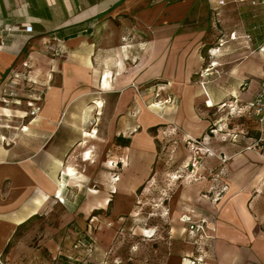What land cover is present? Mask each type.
Returning <instances> with one entry per match:
<instances>
[{
    "label": "crops",
    "instance_id": "obj_1",
    "mask_svg": "<svg viewBox=\"0 0 264 264\" xmlns=\"http://www.w3.org/2000/svg\"><path fill=\"white\" fill-rule=\"evenodd\" d=\"M219 1L0 0V114L11 116L3 103L13 82L47 87L32 98L37 112L31 114L27 104L19 125L0 126V264H61L50 261L61 254L77 264V248L92 246L87 240L61 243L55 236L31 245L25 238L32 220L50 213V207L45 210L49 199L62 202L63 176L76 173L63 163L71 128L59 120L68 102L110 104L106 116L119 140L116 167L107 178L112 188L107 186L106 195L103 185L87 189L83 204L65 214L69 219L103 212L114 198L124 203L115 201L110 215L124 214L131 193L151 176L157 160L173 154L177 166L185 168L191 152L186 137L199 138L213 154L204 155L205 178L188 180L170 206L173 240L160 264H180L184 253L198 254L197 246L203 264H264V120L236 112L254 100L264 78V53L258 50L264 47V0ZM232 31L238 39L223 46L227 59L214 62V73L205 75L208 49ZM246 34L254 52L246 47ZM54 37L62 42L60 58L43 50ZM161 98L168 102L165 116L158 114ZM90 109H82L83 120ZM78 130L83 138H95L94 128ZM254 143V149L246 148ZM81 159L90 160L91 152L85 150ZM210 170L219 177L208 175ZM224 185L220 198L211 199ZM183 214L206 218L215 228L208 230L213 241L194 244L179 221ZM98 243L104 250L111 246V241Z\"/></svg>",
    "mask_w": 264,
    "mask_h": 264
},
{
    "label": "rangeland",
    "instance_id": "obj_2",
    "mask_svg": "<svg viewBox=\"0 0 264 264\" xmlns=\"http://www.w3.org/2000/svg\"><path fill=\"white\" fill-rule=\"evenodd\" d=\"M50 41H46L47 44L44 42V48H47L46 45L52 44ZM221 41L224 42V45L220 47L219 53L215 57L208 58V62L211 59H222L221 61L227 59L224 55L227 49H223V46H227L229 39L223 38ZM217 42L218 40L211 47L216 46ZM43 50L52 58H60L64 55V50L58 56H52L47 49ZM215 74L218 73L215 72ZM221 74H225V71H222ZM13 87V89L7 90L3 103L11 116L7 117L6 113L0 114V126L19 125L20 119L18 117L22 114L21 109L26 108L27 101L32 102V98L38 97L47 88L37 89L33 85L30 86L27 80L18 83L13 82ZM140 91L143 93L142 87ZM98 99L100 101V98ZM142 103L146 107L150 106L148 102ZM154 103L156 102L153 101ZM156 104L160 106L158 114L165 116L164 112L168 102L162 100ZM87 106L91 109L88 118L83 120L81 118L82 109ZM107 107H110V104L108 106L105 102H101L100 107H95V104L86 102H68L65 104L62 111L65 115H62L59 121L62 122L63 126L70 127L71 133H66L68 150L63 163L64 166L71 165L76 173L72 177L63 176L62 202L56 203L53 198L49 199L46 202L45 210H49L50 207V213L46 211L45 215L34 218L28 227L25 238L31 245L35 244L37 239H51L54 236L56 240H61V243L64 240L90 241L91 247L77 248L80 251L76 257L78 260L74 261L77 264H83L86 256L88 264H160L166 255L167 242L173 240L169 234L171 220L168 213L170 206L176 205L180 198L179 194L182 192L180 190L186 187L189 180L186 178L185 168L177 166L178 162H174L176 157H173V154L170 157L161 156L157 160L151 176L135 192L131 193L132 203L124 214L117 217L110 215L115 201L124 203V200L114 198L108 209L103 212L94 210L86 216L77 214L73 219H69L65 215L70 211L75 212L83 204L87 196V189H100L97 187L103 185L104 195H106L107 186L112 188L107 182V178L109 179V169L112 166L113 168L116 167V162L112 163V160H116V155H118L116 144L119 140L116 131L110 127L112 120L106 116ZM80 128L85 131H91L94 128L96 131L95 138L81 137L78 130ZM85 150L91 152V159L82 161L81 158ZM177 156L181 161L185 158L179 154ZM213 198L214 196L211 199ZM64 222H68L64 229L53 232L59 228L60 223ZM147 228L150 229L144 233ZM24 231H26L25 227L21 228L18 235L23 234ZM142 234L151 237H145ZM185 239L187 240V238ZM98 240L111 241V246L104 250L99 246ZM185 254L188 253L183 255ZM72 260L61 254L55 260L51 259L50 261L71 264L70 261Z\"/></svg>",
    "mask_w": 264,
    "mask_h": 264
},
{
    "label": "built area",
    "instance_id": "obj_3",
    "mask_svg": "<svg viewBox=\"0 0 264 264\" xmlns=\"http://www.w3.org/2000/svg\"><path fill=\"white\" fill-rule=\"evenodd\" d=\"M219 4H223V1L220 0L218 2ZM212 11L214 13V24L218 23L217 20V7H213ZM28 30H30V27H27ZM244 40L246 41V44L250 42V36L248 34L243 36ZM228 39L231 41H235L238 39V35L232 31L228 35ZM52 44L46 45L49 54L52 56H58L62 54V45H61V40L59 38H53L52 41H50ZM49 42V43H50ZM47 44V42L45 43ZM224 45V42L221 41V39H218V42L216 43V46L211 47L208 49V58L210 59L211 57H215L217 53H219L220 47ZM247 49H249L250 52H254L252 48H250V45H246ZM258 50L262 53H264V47L261 46L258 48ZM214 62H218L217 60H210L208 62L207 67L204 69L205 75H210L214 72L213 68L214 66L212 65ZM202 88L203 84H201ZM41 93V92H40ZM41 95V94H40ZM40 95L38 97H40ZM37 97V98H38ZM205 105L207 107L209 106L210 100L207 99L205 102ZM29 106L31 107V114H34L37 112L38 107L33 105V102H28ZM221 106H225V103L220 104ZM230 111H234L235 108L230 106L229 108ZM237 113H240L243 116H246L248 118H251L252 116H257V120L259 123H262L264 120V78L260 83L259 89L255 95L254 100L243 106L241 109H238L236 111ZM218 128H213L210 129V133L215 134L217 132ZM229 136L232 138H235L237 135L236 133H233L230 135V133H227ZM261 139H259L260 141ZM186 143L190 147V160L188 165L185 167V174L186 178L189 180L197 181L205 178V175L200 172V168L202 167V162L204 155L206 154H213L208 148L204 147V143L201 139L199 138H194V137H186ZM256 146V143L247 145V149H254ZM223 161V160H222ZM211 170L208 173V175H212L213 178H218L219 173L215 172L211 174ZM117 178V177H116ZM225 189V185L222 186L219 190H217L214 193V200H218ZM180 221L181 223L184 224V229L186 230L187 233L191 234L193 236V242L194 244L198 242V240H203V239H211L213 241L214 236L208 234V230L214 232L215 228L214 226L209 227L207 225V220L206 218H200L198 220L193 219L191 215L189 214H183L180 216ZM197 245V244H196ZM212 245V243H210ZM196 251H198V254L196 256H193L191 254H185L181 257V262L180 264H203L204 263V256H203V250L197 246Z\"/></svg>",
    "mask_w": 264,
    "mask_h": 264
},
{
    "label": "bare ground",
    "instance_id": "obj_4",
    "mask_svg": "<svg viewBox=\"0 0 264 264\" xmlns=\"http://www.w3.org/2000/svg\"><path fill=\"white\" fill-rule=\"evenodd\" d=\"M216 63H213L212 65L214 66Z\"/></svg>",
    "mask_w": 264,
    "mask_h": 264
}]
</instances>
